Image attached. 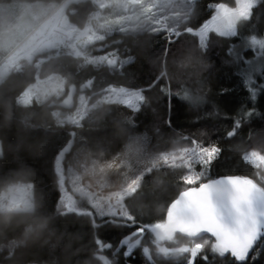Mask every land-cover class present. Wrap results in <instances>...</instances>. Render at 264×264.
Wrapping results in <instances>:
<instances>
[{"label":"trees","instance_id":"1","mask_svg":"<svg viewBox=\"0 0 264 264\" xmlns=\"http://www.w3.org/2000/svg\"><path fill=\"white\" fill-rule=\"evenodd\" d=\"M64 1L0 0V6L39 4L46 7L48 15ZM216 3L233 5L234 0H194L179 8L174 6L175 18H168V29L180 36L177 39L173 35V43H169L170 32L160 26L108 36L97 48L110 46L102 51L94 48L93 53L116 51L122 58L131 59L121 70L96 68L71 55L47 52L33 62H23L18 71L0 82V195L10 186L24 185L31 189L34 203L29 212L0 209V264H101L97 258L100 254L108 264H188L191 255L182 250L191 240L175 236L165 241L154 231L165 224L169 205L183 187L179 179L184 168L167 166L145 175L138 190L124 201L134 221L100 218L86 199L65 189L62 182L61 172L77 149L78 137L105 162L116 159L133 136L150 137L155 154L186 148L190 140L184 137H195L205 144L219 143L224 149L212 165V181L235 173L258 181L264 178V171L258 176L256 169L241 161L245 152L264 153V85H258L253 99L244 76L251 62L246 64L239 58L253 55L245 41L264 39V3L250 20L239 22L240 39L212 33L202 46L187 29L208 21L215 14ZM98 10L93 0L74 2L67 9L68 19L84 29ZM232 48L235 52L230 56ZM50 54L54 56L39 68L38 59ZM261 73L264 68L251 77L259 80ZM50 74L60 75L67 90L86 92L92 102L108 87L142 91L146 99L132 125L119 118L116 108L103 105L92 107L79 126L61 123L59 119L70 116L72 110L61 108L60 100L19 104L38 76ZM246 111L253 114L228 139L233 118ZM61 200L84 214L68 213ZM141 228L143 231L138 232ZM128 238L139 240L140 246L132 255L124 256L123 243ZM97 239L111 248L99 253ZM196 242L204 245L196 257V264H203L200 256L212 255L214 240L204 237ZM160 247L169 254L158 256ZM144 250L150 251L151 258ZM215 264L229 262L216 257Z\"/></svg>","mask_w":264,"mask_h":264},{"label":"rangeland","instance_id":"2","mask_svg":"<svg viewBox=\"0 0 264 264\" xmlns=\"http://www.w3.org/2000/svg\"><path fill=\"white\" fill-rule=\"evenodd\" d=\"M80 1L83 0H65L48 15L46 7L39 4L0 6V82L10 73L18 71L23 62H33L39 55L47 52L71 55L96 68L106 66L112 70H121L132 60L122 58L116 51L96 55L93 53L94 48L119 31L160 26V29L171 34L168 18H175L172 10L194 0H93L99 10L84 29L73 25L67 14L69 5ZM208 39L209 35H206V42L202 46H206ZM109 46L97 49L102 51ZM48 56L38 59L39 68L54 55ZM263 68L249 63L244 71L246 80ZM122 89L125 91H121ZM69 92L60 75L50 74L44 78L38 76L36 83L21 96L19 104L44 103L53 98L62 102ZM132 92L134 90L127 88L108 87L99 93L100 98L95 102H92V97L87 96L86 92H77L71 115L59 121L79 126L92 107L103 105L116 108L119 118L132 125L139 111L126 106ZM77 140V149L69 157L66 169L61 172L62 182L65 189L69 188L74 195L86 199L100 218L128 219L124 201L138 190L145 175L162 167L182 166V161L172 160L173 154L179 156L180 150L155 154L151 151V138L146 134L131 137L120 155L109 162L96 158L84 138L78 137ZM31 195V189H26L27 200H31ZM99 213H103V216ZM129 242L137 241L129 238ZM201 245L204 247L202 243L191 241L190 246L184 249L192 257V250ZM123 246L126 250L124 243ZM139 246L138 240L132 254ZM144 252L151 258L150 251ZM156 253L158 256L167 255L169 250L160 247Z\"/></svg>","mask_w":264,"mask_h":264},{"label":"snow or ice","instance_id":"3","mask_svg":"<svg viewBox=\"0 0 264 264\" xmlns=\"http://www.w3.org/2000/svg\"><path fill=\"white\" fill-rule=\"evenodd\" d=\"M261 3H264V0H234L233 5L216 3L215 14L199 28H188L187 34L198 36L201 45L205 44L206 35L210 36L213 31L225 38L240 39L237 30L239 22L250 20L254 10ZM173 35L179 39L180 33L170 34L169 43L174 42ZM245 43L249 45L253 55L251 57L240 55L239 58L246 64L250 61L264 67V39L253 38ZM234 52L235 48H232L228 55L232 56ZM258 85H264V73H261L259 80L252 77L248 79V91L253 99L256 97ZM145 99L142 91H134L129 96L126 106L137 111ZM252 114L246 111L235 116L233 127L226 133V137L231 139L235 136L245 119ZM184 139L190 140L188 147L181 149L179 156L175 154L172 156L173 162L182 161L184 174L180 177L179 183L183 187L169 207L175 218L195 224L199 231L214 240L212 255L200 256L203 264H215L216 257L227 260L229 264H264V178L258 181L251 176L235 173L213 182L210 176L211 168L224 149L219 143L205 144L195 137L187 136ZM241 161L256 169L258 176L264 171L262 152H245L241 156ZM61 203L68 213L84 214L78 212L71 203H65L63 200ZM99 214L103 216V213ZM128 219L134 221L135 218ZM137 231L142 232L143 229ZM95 243L99 253L111 248V245L100 239ZM124 244L126 250L123 255L128 256L136 249L138 241L129 242L128 238L124 240ZM202 247L201 245L192 250L190 264H196V254ZM97 258L101 264H108V259L104 255L100 254Z\"/></svg>","mask_w":264,"mask_h":264},{"label":"water","instance_id":"4","mask_svg":"<svg viewBox=\"0 0 264 264\" xmlns=\"http://www.w3.org/2000/svg\"><path fill=\"white\" fill-rule=\"evenodd\" d=\"M77 91L71 89L69 95L60 103V107L65 110H73L75 108V98ZM223 177L213 180V182L218 181ZM155 233L161 240H170L175 236H181L185 239L196 241L208 236L202 231H199L195 224L191 222H186L179 220L173 216L172 210L169 207L165 224L154 228Z\"/></svg>","mask_w":264,"mask_h":264},{"label":"built area","instance_id":"5","mask_svg":"<svg viewBox=\"0 0 264 264\" xmlns=\"http://www.w3.org/2000/svg\"><path fill=\"white\" fill-rule=\"evenodd\" d=\"M26 189L28 188L24 185H15L6 188L0 195V209L11 212L31 211L34 208V203L32 197L31 200H27Z\"/></svg>","mask_w":264,"mask_h":264}]
</instances>
